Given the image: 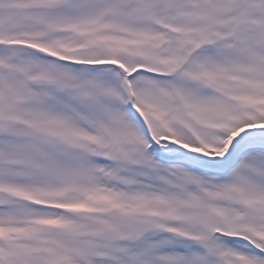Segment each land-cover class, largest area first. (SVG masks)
<instances>
[{"label":"snow or ice","instance_id":"obj_1","mask_svg":"<svg viewBox=\"0 0 264 264\" xmlns=\"http://www.w3.org/2000/svg\"><path fill=\"white\" fill-rule=\"evenodd\" d=\"M0 264H264V0H0Z\"/></svg>","mask_w":264,"mask_h":264}]
</instances>
